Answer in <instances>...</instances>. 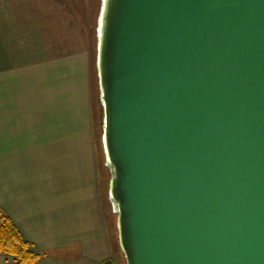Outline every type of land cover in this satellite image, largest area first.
<instances>
[{"label":"water","instance_id":"1","mask_svg":"<svg viewBox=\"0 0 264 264\" xmlns=\"http://www.w3.org/2000/svg\"><path fill=\"white\" fill-rule=\"evenodd\" d=\"M96 68L125 264H264V0H101Z\"/></svg>","mask_w":264,"mask_h":264},{"label":"crops","instance_id":"2","mask_svg":"<svg viewBox=\"0 0 264 264\" xmlns=\"http://www.w3.org/2000/svg\"><path fill=\"white\" fill-rule=\"evenodd\" d=\"M12 7L0 3V209L41 254L32 264H120L100 194L87 55H59L52 31Z\"/></svg>","mask_w":264,"mask_h":264},{"label":"rangeland","instance_id":"3","mask_svg":"<svg viewBox=\"0 0 264 264\" xmlns=\"http://www.w3.org/2000/svg\"><path fill=\"white\" fill-rule=\"evenodd\" d=\"M13 5V13L26 22H37L45 30H51L57 37L59 55L73 53L76 57L87 55L92 103V129L96 142V154L99 167L100 194L105 205L112 209L108 197L110 173L105 165L101 143V109L99 101L98 76L96 68L97 22L101 0H0V3ZM48 25V26H47ZM48 31V32H49ZM55 43V44H56ZM110 213H113L112 210ZM114 218H116V214ZM115 242L118 247V237ZM118 260L113 258L116 264ZM120 264H125L120 251Z\"/></svg>","mask_w":264,"mask_h":264},{"label":"trees","instance_id":"4","mask_svg":"<svg viewBox=\"0 0 264 264\" xmlns=\"http://www.w3.org/2000/svg\"><path fill=\"white\" fill-rule=\"evenodd\" d=\"M0 254L10 257V264H32L41 258L33 244L21 235L11 218L1 209Z\"/></svg>","mask_w":264,"mask_h":264}]
</instances>
